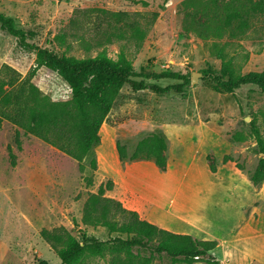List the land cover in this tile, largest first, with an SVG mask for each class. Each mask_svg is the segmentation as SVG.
<instances>
[{"label":"rangeland","instance_id":"obj_1","mask_svg":"<svg viewBox=\"0 0 264 264\" xmlns=\"http://www.w3.org/2000/svg\"><path fill=\"white\" fill-rule=\"evenodd\" d=\"M229 2L0 0V13L14 19L17 28L32 33L28 41L36 46L77 58L94 57L106 49L112 59H117L123 51L137 73L170 70L189 74L191 81L180 95L163 96L149 90L135 92L125 86L106 123L115 130L102 126L100 145L81 164L5 121L0 130V264H39V260L61 264L55 250L42 239L43 229L64 227L82 243L86 239L105 242L118 236L110 235L102 226L86 225L83 219L89 195L97 193L101 183L109 180L102 172L110 162L119 160L117 143L125 145L131 155L141 139L162 132L168 139L166 171L177 179L194 167L192 163H201L206 150L219 162L224 155H231L235 162L225 167L243 164L242 172L250 177L258 161L264 158L258 152L250 127L252 119L257 117L264 134V93L254 85L224 93L215 88L213 77L224 78L225 63L235 74L264 71V36L250 33L237 39L216 37L215 29L222 23ZM79 10L124 14L121 26L124 37L98 45L91 40V32L97 29L94 22L98 15L103 19L105 14L94 12L92 23H84L85 29L79 31L71 22L78 17ZM131 23L145 32L143 41L131 38ZM63 36L65 43L57 40ZM35 58L34 53L19 46L15 37L0 29V71L7 65L23 79L35 66ZM158 83L166 86L175 81ZM33 84L54 103L71 101L68 85L46 68L38 70ZM171 125L182 130L167 134L166 129ZM236 132L245 140L233 141L231 136ZM93 158L97 161L96 170L92 169ZM123 164H128L133 174L136 172L141 177L142 185L152 184L160 170L149 159ZM256 191L264 198V184L256 187ZM106 195L111 196L109 192ZM179 202V212H185ZM254 213L256 219L264 213V200L255 204ZM133 253L141 255L137 264H147L149 250L134 248ZM109 257L88 258L84 264H108ZM148 264L188 263L163 253L155 254Z\"/></svg>","mask_w":264,"mask_h":264},{"label":"trees","instance_id":"obj_2","mask_svg":"<svg viewBox=\"0 0 264 264\" xmlns=\"http://www.w3.org/2000/svg\"><path fill=\"white\" fill-rule=\"evenodd\" d=\"M94 12L103 13L105 17L100 19L98 15L94 22L97 29L91 32L92 41L104 45L124 37V27H121L124 15L122 13L79 10L76 12L78 17L71 21L73 28L84 30L85 24L92 23ZM129 27L131 38L144 40L145 32L137 24L131 23ZM0 29L15 37L22 49L36 56L35 66L23 79L7 65L0 71V130L3 123L8 121L80 164L93 155L94 149L100 145L101 128L107 122L125 86L135 92L149 90L163 96L183 94L190 86L189 74L170 70L150 74L137 73L123 51L117 59H112L106 49L94 57L77 58L36 46L28 41L33 37L32 33L17 28L14 19L1 13ZM250 33L264 36V0H230L225 6L222 23L216 27L214 35L218 38L237 39ZM59 39L65 43L64 36L57 38ZM40 68L56 73L68 85L71 90L69 103L50 101L33 84ZM224 73V78L213 77L216 89L224 93H234L243 86L254 85L264 93V71L235 74L227 69L225 63ZM166 80L175 83L166 86L158 83ZM250 127L258 152L264 154V134L257 117L252 119ZM231 139L235 142L245 140L238 132ZM17 143L19 145L18 139ZM117 152L123 163L149 159L162 172L167 170L168 139L162 132L152 133L141 139L131 155H128L126 146L120 143H117ZM206 159L212 173H217L220 165L235 162L228 154L220 162L212 154H208ZM91 165L96 170L95 158ZM80 167L83 170V166ZM236 167L240 171L244 170L243 164L237 163ZM249 179L255 187L264 184V158L258 161ZM113 190L114 183L111 180L101 183L97 193L89 195L84 206L83 219L86 225L102 226L110 235L118 234L117 237L105 242L86 239L82 243L64 227L41 231L42 239L55 250L61 264H84L88 258L106 259L109 255L108 264H137L141 255L133 253L134 248L150 251L149 258L145 259L147 264L155 259V254L163 253L174 260L183 258L188 264H218L211 254L218 245L216 241H201L160 229L142 219L136 211L125 208L120 201L106 195ZM38 263L50 264L45 260H39Z\"/></svg>","mask_w":264,"mask_h":264},{"label":"crops","instance_id":"obj_3","mask_svg":"<svg viewBox=\"0 0 264 264\" xmlns=\"http://www.w3.org/2000/svg\"><path fill=\"white\" fill-rule=\"evenodd\" d=\"M181 130L176 125L166 129L167 134ZM208 153L201 163H192L194 167L182 179L158 170L152 184L142 185L141 177L120 159L110 162L102 174L114 183L110 197L142 219L174 234L216 241L211 254L218 264H264V213L258 219L254 213L255 204L264 198L247 174L237 167H225L231 162L212 173L206 165ZM179 201L185 212H179Z\"/></svg>","mask_w":264,"mask_h":264}]
</instances>
